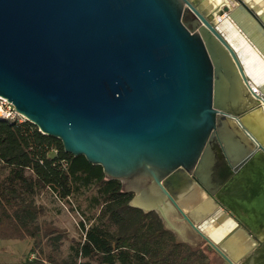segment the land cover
Here are the masks:
<instances>
[{
  "label": "water",
  "instance_id": "95a60500",
  "mask_svg": "<svg viewBox=\"0 0 264 264\" xmlns=\"http://www.w3.org/2000/svg\"><path fill=\"white\" fill-rule=\"evenodd\" d=\"M229 1L0 0V97L101 166L179 241H205L228 264H264V235L236 258L208 236L216 215L257 223L253 210L264 209V183L252 179L264 162V85L250 93L218 29L228 17L264 58V0Z\"/></svg>",
  "mask_w": 264,
  "mask_h": 264
},
{
  "label": "trees",
  "instance_id": "16d2710c",
  "mask_svg": "<svg viewBox=\"0 0 264 264\" xmlns=\"http://www.w3.org/2000/svg\"><path fill=\"white\" fill-rule=\"evenodd\" d=\"M44 192L78 201L84 215L80 238L71 239L66 253V236L43 218L45 207L37 202ZM132 196L118 180L105 179L101 166L65 152L59 139L0 115V239L28 240L33 254L18 264H211L156 211L131 206Z\"/></svg>",
  "mask_w": 264,
  "mask_h": 264
},
{
  "label": "rangeland",
  "instance_id": "374dc122",
  "mask_svg": "<svg viewBox=\"0 0 264 264\" xmlns=\"http://www.w3.org/2000/svg\"><path fill=\"white\" fill-rule=\"evenodd\" d=\"M225 1L230 2L229 0ZM37 202L45 207V215L43 218L51 221L54 227H57L66 236V240L62 244V250L66 253L71 244V239L78 240L80 238L79 221L84 218V215L80 208H78V201H60L51 194L44 192L37 197ZM80 206L81 209L86 210L85 201H81ZM85 225L87 226L88 224L85 223ZM199 247L207 254L211 264H228L221 255L212 252V250H208L205 242ZM29 249L30 244L28 240L0 239V262L3 264H18L33 255L29 253Z\"/></svg>",
  "mask_w": 264,
  "mask_h": 264
},
{
  "label": "crops",
  "instance_id": "0c3cea01",
  "mask_svg": "<svg viewBox=\"0 0 264 264\" xmlns=\"http://www.w3.org/2000/svg\"><path fill=\"white\" fill-rule=\"evenodd\" d=\"M257 12L264 16V11H262V9L258 8ZM254 33L258 34V31L256 29H254ZM240 35L245 40V43L249 45V48H251L252 50L255 51L254 47L251 44H249V42L244 38V36L242 34H240ZM257 53L258 52H256V54ZM257 60L259 61V63L262 61V64H263L262 70H264V58L262 56H260V54H259ZM242 61H243V58H242ZM243 63H244V61H243ZM244 70H245V68H244ZM245 73H246V71H245ZM246 75L248 76V79L252 82V84L255 85L258 89H259L260 85H262V84L264 85V79L261 80L260 82H256V81H253V78L248 73H246ZM261 182H262V180L257 182V186H258L257 188H261L260 187L262 185ZM203 201H205V196L201 195L195 204L200 205L201 203H203ZM194 213L197 216V213L195 211H194ZM257 214L260 215V217L258 216L257 219L258 220L262 219V221H263L264 220V211H257ZM200 220L201 219L198 220L199 223L202 222ZM208 234H209L208 235L209 238L214 243L220 244V247L223 249V251L225 253H227L228 255H231L232 257H235V258L240 256L241 254H247L248 252H250L255 247V241L252 239V236L244 228H241V227L236 228L235 221L232 218H230V216H228V214L225 212H224V214L216 215L213 218V221L210 222V225L208 227ZM208 250H212V252L219 254L218 252L214 251L213 249H208Z\"/></svg>",
  "mask_w": 264,
  "mask_h": 264
},
{
  "label": "bare ground",
  "instance_id": "6f19581e",
  "mask_svg": "<svg viewBox=\"0 0 264 264\" xmlns=\"http://www.w3.org/2000/svg\"><path fill=\"white\" fill-rule=\"evenodd\" d=\"M218 29L224 34L226 39L229 41V43L235 48L237 51L240 60L245 68L246 73H248L252 78L253 81L260 82L264 79V70L262 61L259 63L258 55L255 51L249 48V45L245 43V40L243 37L237 32L235 25L230 21L228 17H222L220 18V21L218 23ZM237 30V31H236ZM242 56V57H241ZM261 56V55H260ZM243 58V61H242ZM191 219L194 220L196 224L199 225V229H202L208 221H203L201 219V216L194 213V211L190 212ZM201 219V223L198 222V220ZM215 235V234H214ZM215 239V238H214ZM226 249V248H225Z\"/></svg>",
  "mask_w": 264,
  "mask_h": 264
},
{
  "label": "flooded vegetation",
  "instance_id": "af4514ba",
  "mask_svg": "<svg viewBox=\"0 0 264 264\" xmlns=\"http://www.w3.org/2000/svg\"><path fill=\"white\" fill-rule=\"evenodd\" d=\"M224 5H227V3H224V2H220L219 3V7L220 8L223 7ZM259 162L260 163L257 164V168H255L252 171L253 172L252 173V175H253L252 179H256V182L262 180L261 183L263 184L264 183V164H262V163H264V162L262 160H259ZM235 211H237V210H235ZM257 211H264V209L261 206V207L255 208V211L253 210V213L255 214V217H256L255 221L257 223H253L254 221H251L250 218H249V215H247L246 213H243L242 216L237 217L236 213H231L230 211L227 212V214H229L230 218H232L235 221V223H238V221H239L241 227L244 228L257 241V243H258L257 246L255 245V247L249 252V254L254 253L255 250H259V247H260L259 245H260V242H261L260 241V236L264 235L263 221H262V219L261 220L257 219L258 216L260 217V215L257 214ZM175 215L176 216H174L173 218H174V220L177 221V223L180 222L181 224H184L187 228L189 227V225L185 221H181L180 220L181 219V215L178 212H176ZM244 221H247L249 223H252V225H255L253 232L248 227H246ZM186 227L184 229H187ZM180 234H182V231H181ZM207 247H208V244H207ZM242 261L246 262L245 258L242 259Z\"/></svg>",
  "mask_w": 264,
  "mask_h": 264
},
{
  "label": "built area",
  "instance_id": "2783aa9c",
  "mask_svg": "<svg viewBox=\"0 0 264 264\" xmlns=\"http://www.w3.org/2000/svg\"><path fill=\"white\" fill-rule=\"evenodd\" d=\"M249 91L254 94L256 97L260 96L259 89L252 84V82L248 81ZM0 115L13 119L18 118L19 120H24V118L15 110L14 106L8 102L6 99L0 97ZM33 258V255L29 257V259Z\"/></svg>",
  "mask_w": 264,
  "mask_h": 264
}]
</instances>
